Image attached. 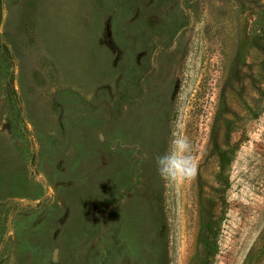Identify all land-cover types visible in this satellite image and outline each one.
Here are the masks:
<instances>
[{
  "label": "rangeland",
  "instance_id": "1",
  "mask_svg": "<svg viewBox=\"0 0 264 264\" xmlns=\"http://www.w3.org/2000/svg\"><path fill=\"white\" fill-rule=\"evenodd\" d=\"M0 264H264V0H0Z\"/></svg>",
  "mask_w": 264,
  "mask_h": 264
},
{
  "label": "clouds",
  "instance_id": "2",
  "mask_svg": "<svg viewBox=\"0 0 264 264\" xmlns=\"http://www.w3.org/2000/svg\"><path fill=\"white\" fill-rule=\"evenodd\" d=\"M160 176L169 183L195 179L197 162L193 155V144L187 136L173 135L169 150L156 157Z\"/></svg>",
  "mask_w": 264,
  "mask_h": 264
},
{
  "label": "trees",
  "instance_id": "3",
  "mask_svg": "<svg viewBox=\"0 0 264 264\" xmlns=\"http://www.w3.org/2000/svg\"><path fill=\"white\" fill-rule=\"evenodd\" d=\"M16 118H19V113L16 115ZM10 125L12 124L11 123V120L9 121Z\"/></svg>",
  "mask_w": 264,
  "mask_h": 264
}]
</instances>
